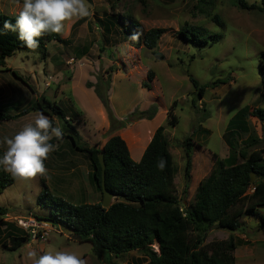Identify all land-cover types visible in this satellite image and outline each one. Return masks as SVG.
I'll return each instance as SVG.
<instances>
[{
	"label": "rangeland",
	"instance_id": "374dc122",
	"mask_svg": "<svg viewBox=\"0 0 264 264\" xmlns=\"http://www.w3.org/2000/svg\"><path fill=\"white\" fill-rule=\"evenodd\" d=\"M18 2L0 0V13L15 14L13 7ZM145 2L87 0L90 15L65 22L60 34L69 40L67 44L49 42L47 54L40 47L17 49L6 59L5 66L0 64V70L16 69L35 93L11 71H0V111L17 114L45 96L63 107L68 120L81 134V144L100 149L110 137L121 133L135 146L146 144L151 129L164 126L170 144L172 189L185 207L194 202L197 186L213 170L214 154L221 158L229 156L230 147L224 139L229 121L246 106L251 110L264 108V82L259 69L264 53V12L244 8L237 0ZM246 2L250 6L261 5L260 0ZM216 17L221 25L215 21ZM132 21L144 30L164 28L158 46L150 49L139 42L136 26L130 24ZM124 25L129 31L124 30ZM186 25L220 33L221 38L198 46L181 35ZM149 70L155 73L150 89L144 85ZM190 76L200 84L215 83L216 86H210L201 97ZM101 79L111 81L109 103L116 122L113 127L106 112L104 125L97 129V123L91 121L99 115L97 95L86 84ZM174 100L178 101L174 108L178 117L175 125L168 117ZM152 104L157 107L153 118L140 119V112ZM40 113L31 111L15 119H0V140L13 136ZM55 120V126L61 127L64 134L70 132L62 119ZM249 120L254 135L252 138L249 132H243L241 145L255 139L257 146H261L262 123L253 116ZM135 123L137 130L145 132L138 141H135L137 134L133 137ZM187 137L193 138L194 145L192 176L186 189L187 154L183 142ZM132 157L138 159L137 151H133ZM92 171L89 155L76 149L65 137L49 154L44 174L27 178L13 175L15 182L0 195V205L9 212L0 221V264H34L35 258L30 253L39 255L55 250L76 252L85 264H108L102 254L95 253L90 241L74 238L67 224L54 223L50 205H44L40 198L44 181L50 192L74 204L100 202L103 196L92 181ZM260 212L264 213V207ZM30 217L35 221L31 227L18 221ZM259 219L257 215L242 216V227L234 232L214 227L207 233L205 243L233 237L237 242L234 252L237 264H264V227ZM2 222L11 224L13 230L28 240L15 250L4 247L9 239L8 229L5 230ZM152 248L157 251L158 244ZM149 259L148 253L134 250L113 254L111 263L144 264Z\"/></svg>",
	"mask_w": 264,
	"mask_h": 264
},
{
	"label": "trees",
	"instance_id": "16d2710c",
	"mask_svg": "<svg viewBox=\"0 0 264 264\" xmlns=\"http://www.w3.org/2000/svg\"><path fill=\"white\" fill-rule=\"evenodd\" d=\"M140 1L146 3L145 0ZM260 1V6L254 4L250 6L246 0H237L244 8H258L264 12V0ZM5 21L15 24V15L0 13L2 66H5L6 59L14 55L17 49H27L19 40L18 31L3 29ZM215 21L222 24L218 17ZM79 22L80 19L74 25ZM130 24L136 26L137 40L150 49L158 46L165 32L161 27L144 30L136 21ZM124 30L129 31L125 25ZM180 33L184 39L198 46L206 45L210 41L212 43L219 41L221 38L220 33H212L193 25H186ZM38 40V47L44 49V54L48 53L47 43L56 41L67 44L69 41L60 33H45ZM259 69L262 71L264 82V53ZM0 71H11L35 93V89L16 69L5 68ZM154 78V71L149 70L148 81L144 85L150 89ZM190 80L201 97L210 86H216L215 83L200 84L193 76H190ZM102 83L106 86L105 90ZM110 84L111 81L101 79L96 83L87 82L86 86L94 89L114 127L116 118L110 107L108 94ZM177 104L178 101L174 100L168 110V117L174 125L178 123V117L174 113ZM31 111H41L47 115L53 126L56 124V117L69 126L70 132L63 134V138L70 139L76 149L89 155L93 169L92 181L102 196L103 175L99 154L104 153L106 187L116 195L111 207L104 208L102 200L98 203L74 204L50 192L43 180L44 190L40 193V198L44 205H50V218L54 223L61 221L71 228L74 238L90 241L95 253L102 254L108 264H112L113 254L120 255L134 250L148 253L150 259L144 264H237L234 254L237 248L236 240L230 237L227 240L205 243L207 233L214 227L232 232L238 231L242 227L241 218L244 215H257L260 224L264 226V213L260 212L264 207V108L262 107L251 110L246 106L229 121L224 134L225 142L230 147L229 156L221 158L218 154H214L213 170L197 186L194 202L185 207L172 189L170 144L164 126L160 125L155 130L141 159L135 161L127 142L119 134L110 137L101 149L81 144V134L68 120L69 116L63 107L45 96L38 98L33 105L17 114L0 111V119H15ZM156 112V104H152L149 109L140 112L139 117L151 119ZM250 116L258 118L262 123L261 146H257L258 141L255 139L249 144L241 145L240 136L243 132H249V137L254 135ZM58 141L60 140L53 138L51 143L56 145ZM193 142L192 137L185 138L183 142L187 154L186 189L192 176ZM161 159L166 161L163 170L158 167ZM47 161L48 158L45 166ZM252 172L256 174L254 182L251 181ZM14 182L15 177L10 172L0 169V195ZM8 213V209L0 205V221ZM3 224L6 226L5 230L8 229L9 239L8 242H4V247L15 250L28 240L27 236H20L17 230H13L8 222H2ZM155 244H158L157 251L152 248Z\"/></svg>",
	"mask_w": 264,
	"mask_h": 264
},
{
	"label": "clouds",
	"instance_id": "9594fccd",
	"mask_svg": "<svg viewBox=\"0 0 264 264\" xmlns=\"http://www.w3.org/2000/svg\"><path fill=\"white\" fill-rule=\"evenodd\" d=\"M89 15L87 0H21L15 13V24L5 21L3 29L18 31L19 40L27 48L36 49L39 46L38 38L45 33H61L67 20ZM63 134L61 127L53 126L43 113L38 114L33 122L25 124L13 136L0 140L3 146L0 169L23 178L44 174L45 161L56 150L51 140H61ZM165 166L166 161L161 159L158 167L163 170ZM29 255L35 258L34 264H85L72 251H45L39 255L32 252Z\"/></svg>",
	"mask_w": 264,
	"mask_h": 264
},
{
	"label": "crops",
	"instance_id": "0c3cea01",
	"mask_svg": "<svg viewBox=\"0 0 264 264\" xmlns=\"http://www.w3.org/2000/svg\"><path fill=\"white\" fill-rule=\"evenodd\" d=\"M20 5H21V3L18 2V3L13 7V12L16 13V12L19 10ZM12 15H15V14L13 13ZM6 63H7V61H6ZM96 102L98 103V105H97V110H98V112H99V115H98V117H96L94 114H92V115H94V117H96L97 120L95 119V120H96V121H95L94 118H92L91 114H90V117L92 118L91 121H92L93 123H95V124L97 123V129H98V128H100V127H102V126L104 125V124H103V123H104V117H105L107 111H106V108L104 107V105L102 104V102L100 101V99H99L98 97H97ZM133 128L136 130V133H134L133 137L136 136V134H137V137H136L135 141H138V140L141 139L142 135H143L145 132H142V131L137 130V128H136V123L133 124ZM157 128H158V126H155L153 129H151L152 133H151V135H150V137H149V140L147 141L146 144H144V143H142V144L139 143L137 146H135V145H133L132 143H130L129 140H128V138H126L124 135H122V133L119 134V135H121V136L125 139V141L127 142V145H128V147H129V149H130V151H131L132 154H133V151H137L138 159H134V158H133L135 161H139V160L141 159V157H142V155H143V153H144L146 147H147L148 144L150 143V141H151V139H152V137H153V134H154V132H155V130H156ZM132 154H131V155H132Z\"/></svg>",
	"mask_w": 264,
	"mask_h": 264
},
{
	"label": "water",
	"instance_id": "95a60500",
	"mask_svg": "<svg viewBox=\"0 0 264 264\" xmlns=\"http://www.w3.org/2000/svg\"><path fill=\"white\" fill-rule=\"evenodd\" d=\"M99 160H100V163L102 166V175H103V179H102V191H103L102 205L104 208H109V207H111V205L115 201L116 195L114 193L110 192L106 187V183H105L106 162H105V158H104V153L99 154ZM255 180H256V174L254 172H252L251 181L254 182Z\"/></svg>",
	"mask_w": 264,
	"mask_h": 264
},
{
	"label": "built area",
	"instance_id": "2783aa9c",
	"mask_svg": "<svg viewBox=\"0 0 264 264\" xmlns=\"http://www.w3.org/2000/svg\"><path fill=\"white\" fill-rule=\"evenodd\" d=\"M19 223L21 224V225H23V226H25V227H31L32 225H34V224H32V222H35L34 221V219L33 218H29V219H26V218H19ZM33 232H35L34 230L32 231V233Z\"/></svg>",
	"mask_w": 264,
	"mask_h": 264
}]
</instances>
